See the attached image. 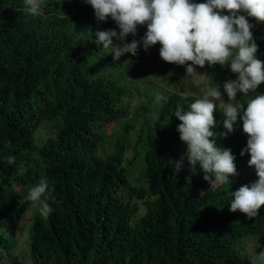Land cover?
Instances as JSON below:
<instances>
[{
  "label": "trees",
  "instance_id": "1",
  "mask_svg": "<svg viewBox=\"0 0 264 264\" xmlns=\"http://www.w3.org/2000/svg\"><path fill=\"white\" fill-rule=\"evenodd\" d=\"M60 5L44 0L34 16L23 0H0V231L22 219L32 204L25 197L43 176L53 211L44 217L37 209L28 253L36 264H251L238 246L255 237L257 253L264 249V206L254 219L231 213L227 185L210 186L199 165L192 175L186 158L179 173L169 163L186 150L173 114L188 110L194 102L189 96L171 93L162 99L157 118L172 120L168 129L148 128L151 112L144 107L141 126L132 132L127 123L113 152L99 154L105 124L130 116L125 100L131 88L98 75L111 56L93 62L105 50L94 43L95 32L119 29L110 18L98 23L83 0H77L74 17L61 16ZM249 22L257 58L264 61V27L254 18ZM207 69L221 81L236 78L227 67ZM213 115L212 130L224 132L222 113L217 109ZM43 121L53 136L38 147L34 138ZM247 139L242 123L216 139L219 147L231 149L236 169L250 159L247 151L240 155ZM141 154L147 188L129 182L126 173ZM9 156L15 163H8ZM0 246L10 252V245Z\"/></svg>",
  "mask_w": 264,
  "mask_h": 264
},
{
  "label": "clouds",
  "instance_id": "2",
  "mask_svg": "<svg viewBox=\"0 0 264 264\" xmlns=\"http://www.w3.org/2000/svg\"><path fill=\"white\" fill-rule=\"evenodd\" d=\"M31 15H39L44 0H23ZM93 9L96 21L107 22L110 18L119 29L95 32L96 45L110 50L113 60L123 54L135 56L140 47L147 52L159 44V57L167 63L185 66V75L199 77L204 73L196 71L219 65L227 67L236 74L215 87H207L201 98L188 105V110L178 108L174 116L180 121L176 126L180 141L186 150L180 160L169 163L174 165V173H179L186 158L192 175L199 165L203 180L210 186L228 185L232 177L238 175L231 149L217 146V137H226L234 131L239 118L242 131L247 134V145L240 155L248 152V166L254 167L257 179L249 184L230 191L229 212L239 211L248 219L259 215L264 206V94L255 95L245 103L237 102V94L247 97L256 92L264 83V61L257 58L258 44L251 29L254 27L249 18L257 23L264 22V0H206L195 3L192 0H83ZM227 12V14H224ZM145 27L143 36L136 39L139 27ZM131 35V42L125 38ZM120 45L113 43V38ZM227 96L225 101L224 96ZM164 99L157 96V100ZM246 105V107H245ZM220 110L224 119L222 133L213 131L216 121L213 113ZM9 164L15 157H7ZM190 183L188 177L185 178ZM53 199L49 181L41 177L29 190L26 201L37 207L39 213L48 217L53 208L48 203ZM257 247L259 245L257 244ZM256 249V248H255ZM253 249L251 264H264V249Z\"/></svg>",
  "mask_w": 264,
  "mask_h": 264
},
{
  "label": "rangeland",
  "instance_id": "3",
  "mask_svg": "<svg viewBox=\"0 0 264 264\" xmlns=\"http://www.w3.org/2000/svg\"><path fill=\"white\" fill-rule=\"evenodd\" d=\"M77 0H60V8L58 13L61 16H71L75 15V5ZM264 27V22L261 24ZM146 28L141 26L138 29L136 39L143 36ZM133 37L131 35L125 38V42H131ZM115 45H120V41L115 38ZM160 45L156 44L152 46L147 52L143 50L142 47L139 48L137 55L133 56L130 53L123 54L118 60H113L112 55L108 54L110 50H104L101 54H98L94 58V61L104 60L109 55L111 56V64L108 65L101 73L98 75H111L114 79H117L121 85H127L131 89L128 91L125 102L128 104L130 109V116L124 118L117 122H112L105 124L106 129L103 133V145L98 150L99 154H110L113 152V147L115 142L123 137L125 132V126L131 124L134 129L141 126L140 121L143 117V108L151 112L150 122L148 128L152 129H168L172 125V120L160 121L157 118V112L161 107L163 101L157 100V96L163 98L167 97L171 93H178L183 96H189L192 100L196 98H201L207 87H215L219 83L222 84L228 79H233L232 76H228L226 80L221 81L220 75L217 73H209L207 69V64L204 68L197 67L196 71L199 73H204L203 76L199 77L202 83L196 84V77H191L185 75V66H177L175 64H170L164 62L159 57ZM264 94V83L258 86L256 92H250L247 97L243 94H237V102L245 103L248 99L254 98L255 95ZM225 101H227V96H224ZM246 107V105H245ZM237 124L242 123L239 118L235 122ZM50 124L43 121L39 125V129L35 134V144L40 147L44 142L53 136V130L49 126ZM161 127V128H160ZM219 146V143H217ZM140 152L145 151V141H143L138 149ZM132 151H126V157L131 156ZM238 175L232 177V183L230 191L237 190L240 186L244 184L253 183L257 177L255 174L254 167H249L248 164L244 168L237 169ZM127 176L129 182L132 184L143 186L147 188L146 176H145V159L144 154H141L135 161L133 165L128 167ZM122 194L127 198V190H123ZM137 201L136 198L132 199V202ZM145 211L144 207L140 205L139 215ZM37 213V207L33 204L30 205L27 212L24 214L22 219L14 226L7 227L3 226L0 231V243L8 244L11 246L10 252H6L3 247L0 246V264H36L29 257L30 251V235L32 233L33 224L35 222V216ZM258 241L255 237H247L239 244V249L242 251L246 257L251 260L253 249L257 253ZM88 264H94L89 262Z\"/></svg>",
  "mask_w": 264,
  "mask_h": 264
},
{
  "label": "bare ground",
  "instance_id": "4",
  "mask_svg": "<svg viewBox=\"0 0 264 264\" xmlns=\"http://www.w3.org/2000/svg\"><path fill=\"white\" fill-rule=\"evenodd\" d=\"M251 184V183H250Z\"/></svg>",
  "mask_w": 264,
  "mask_h": 264
}]
</instances>
